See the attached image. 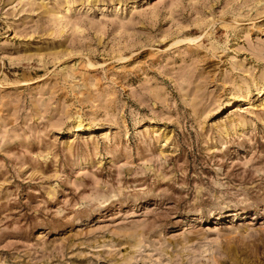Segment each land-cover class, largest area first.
Masks as SVG:
<instances>
[{"label": "rangeland", "instance_id": "obj_1", "mask_svg": "<svg viewBox=\"0 0 264 264\" xmlns=\"http://www.w3.org/2000/svg\"><path fill=\"white\" fill-rule=\"evenodd\" d=\"M0 264H264V0H0Z\"/></svg>", "mask_w": 264, "mask_h": 264}]
</instances>
